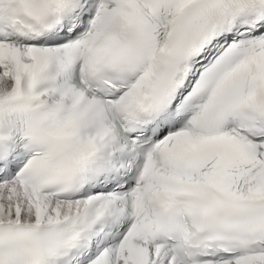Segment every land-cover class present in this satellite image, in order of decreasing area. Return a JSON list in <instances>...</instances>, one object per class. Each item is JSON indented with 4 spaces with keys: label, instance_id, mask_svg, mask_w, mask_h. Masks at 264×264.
Segmentation results:
<instances>
[{
    "label": "snow or ice",
    "instance_id": "obj_1",
    "mask_svg": "<svg viewBox=\"0 0 264 264\" xmlns=\"http://www.w3.org/2000/svg\"><path fill=\"white\" fill-rule=\"evenodd\" d=\"M0 264H264V0H0Z\"/></svg>",
    "mask_w": 264,
    "mask_h": 264
}]
</instances>
